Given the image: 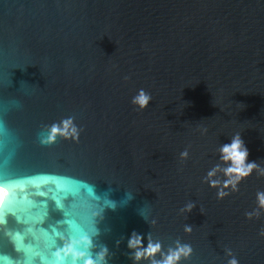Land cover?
Masks as SVG:
<instances>
[{
    "label": "water",
    "instance_id": "95a60500",
    "mask_svg": "<svg viewBox=\"0 0 264 264\" xmlns=\"http://www.w3.org/2000/svg\"><path fill=\"white\" fill-rule=\"evenodd\" d=\"M0 186V264H264V0H0Z\"/></svg>",
    "mask_w": 264,
    "mask_h": 264
},
{
    "label": "clouds",
    "instance_id": "9594fccd",
    "mask_svg": "<svg viewBox=\"0 0 264 264\" xmlns=\"http://www.w3.org/2000/svg\"><path fill=\"white\" fill-rule=\"evenodd\" d=\"M151 101V95L140 89L137 94L133 97V103L141 110L147 108L149 102ZM72 122H64V131L60 132L56 127L52 129V137L54 138L57 134L67 137L69 131L74 136L76 130L71 127ZM221 160L229 162L228 166L224 168V173L228 177L225 184H235L242 178H246L251 174V171L255 169L256 165L247 162L248 150L244 146L243 141L240 139L239 135L232 138L231 142L224 144L220 148ZM182 155H186L183 153ZM216 169H213L208 173L210 178L214 177ZM217 181L210 179V186H215ZM6 189L0 186V199L3 198ZM223 195V193H221ZM258 204L264 206V192L257 193ZM192 205H188L187 210L191 211ZM186 231L190 232V228H186ZM90 241L87 238L82 240L74 241L71 244L65 246L62 251H57L54 253L55 264H66V261L70 260L71 264H102L104 259V253H101L95 260L92 259L88 254V247ZM141 238L136 236L130 240L129 246L135 251V259L139 261L141 258H152L151 264H179L181 258H187L191 254V248L187 245L178 246L176 249L169 250V252L162 255V259H154V255L160 252L161 245L153 242H149L146 249H140ZM229 264H238L235 258L229 261Z\"/></svg>",
    "mask_w": 264,
    "mask_h": 264
},
{
    "label": "bare ground",
    "instance_id": "6f19581e",
    "mask_svg": "<svg viewBox=\"0 0 264 264\" xmlns=\"http://www.w3.org/2000/svg\"><path fill=\"white\" fill-rule=\"evenodd\" d=\"M2 199H0V202H1Z\"/></svg>",
    "mask_w": 264,
    "mask_h": 264
}]
</instances>
